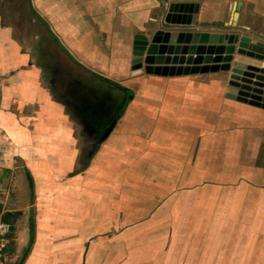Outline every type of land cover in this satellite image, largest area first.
<instances>
[{"label":"crops","instance_id":"0c3cea01","mask_svg":"<svg viewBox=\"0 0 264 264\" xmlns=\"http://www.w3.org/2000/svg\"><path fill=\"white\" fill-rule=\"evenodd\" d=\"M31 2L36 29L124 100L80 167L43 49L22 52L0 12V215L13 225L11 208L28 207L23 264H264V110L225 97L230 73L131 76L135 31L154 30L163 5L198 4L195 28L264 41V0Z\"/></svg>","mask_w":264,"mask_h":264},{"label":"water","instance_id":"95a60500","mask_svg":"<svg viewBox=\"0 0 264 264\" xmlns=\"http://www.w3.org/2000/svg\"><path fill=\"white\" fill-rule=\"evenodd\" d=\"M198 9V4L187 2L169 4L166 8L163 5L154 30L135 31L131 76L230 73L225 97L264 110V41L232 29L199 30L195 28ZM131 99L130 95L128 100ZM116 121L105 128L99 143L110 135ZM25 175L28 178L27 172ZM15 214L21 215V212ZM32 230L30 222L29 231ZM29 249L28 245L17 264H23Z\"/></svg>","mask_w":264,"mask_h":264},{"label":"rangeland","instance_id":"374dc122","mask_svg":"<svg viewBox=\"0 0 264 264\" xmlns=\"http://www.w3.org/2000/svg\"><path fill=\"white\" fill-rule=\"evenodd\" d=\"M33 0H0V12H2L3 15V22L2 25H8L10 27V34L12 37V40L16 41L20 45L22 52H30L33 50V47L36 46L38 49H43L44 54H51L58 58V61L60 63H63L67 66V68H70L74 70L75 72H79L81 77L85 80H87L89 83L93 84L94 87L98 88V90H104L106 87L101 82L97 81L95 77L98 78V76L85 71L82 68L77 67L73 62H71L68 58L65 57L63 51L59 48H55L53 45L52 40L48 39L49 36L47 34V31L45 28H41L40 30L36 29V20L35 16L32 14V11L30 9V3ZM45 4L50 3H68V0H42ZM62 4V5H64ZM42 38V40H41ZM41 40V41H40ZM39 44V45H37ZM41 45L43 47H41ZM48 45H50L48 47ZM55 48V49H54ZM33 61V59H32ZM35 63V62H33ZM35 65V64H34ZM37 69V68H36ZM77 70V71H76ZM110 82L109 80H107ZM107 81L105 83H107ZM111 83V82H110ZM113 87V86H111ZM115 92V93H114ZM114 94H117L116 91H113ZM63 109V108H62ZM64 113L66 114L67 119L71 122L72 130H73V137L77 140L76 143V149L78 150L77 156H78V164L81 161L80 167H82L85 163L83 162L82 154L83 152L87 151V153H84V156L91 155L88 151V146H85L86 142L84 141V137L81 134L80 127L75 124V122L72 120L71 116L64 110ZM83 139V140H82ZM104 144V143H103ZM98 142V148H95L93 150V153L101 148L103 145ZM85 150V151H84ZM96 153V152H95ZM95 156V155H94ZM93 156V157H94ZM90 157V156H89ZM88 157V158H89ZM80 160V161H79ZM76 164V162H75ZM17 165L20 166L19 170L16 171L17 175L20 176L23 181V186L25 189V194L30 195L32 194V189L29 184L30 177L28 178L25 175V172L28 170H25L24 163L17 162ZM23 166V168H21ZM77 168V164H76ZM15 176V174H14ZM14 176L12 175V179H14ZM69 175H62L59 179H61V182H65L68 179ZM29 179V180H28ZM10 181V176L8 178V184L7 188L10 190L13 189V182ZM32 182V181H31ZM5 189V188H4ZM1 191H5L2 190ZM26 195V196H27ZM3 196V195H2ZM25 197V196H24ZM14 199V197H12ZM28 203H30V200H28ZM13 210H19L21 211L24 216H18L16 218L11 219L12 225V237H11V244H10V254L8 255V259H11L12 262L10 264H17L20 261V257L24 249L29 245V222L30 218H28V207L23 203L22 205H14ZM15 212V211H13ZM14 228V230H13Z\"/></svg>","mask_w":264,"mask_h":264},{"label":"flooded vegetation","instance_id":"af4514ba","mask_svg":"<svg viewBox=\"0 0 264 264\" xmlns=\"http://www.w3.org/2000/svg\"><path fill=\"white\" fill-rule=\"evenodd\" d=\"M46 55L40 52L33 56L41 67L42 80L80 127L90 153L97 148L98 140L105 130L104 124L115 115L124 95L116 86L111 87L112 84L95 77L103 85L107 84L104 90H98L87 80L75 76L63 63Z\"/></svg>","mask_w":264,"mask_h":264},{"label":"built area","instance_id":"2783aa9c","mask_svg":"<svg viewBox=\"0 0 264 264\" xmlns=\"http://www.w3.org/2000/svg\"><path fill=\"white\" fill-rule=\"evenodd\" d=\"M12 233V225L2 219L0 215V264H10L11 259H8L6 249L9 243V237Z\"/></svg>","mask_w":264,"mask_h":264},{"label":"trees","instance_id":"16d2710c","mask_svg":"<svg viewBox=\"0 0 264 264\" xmlns=\"http://www.w3.org/2000/svg\"><path fill=\"white\" fill-rule=\"evenodd\" d=\"M9 217H16V215L15 214H6L4 216V219L7 220Z\"/></svg>","mask_w":264,"mask_h":264}]
</instances>
